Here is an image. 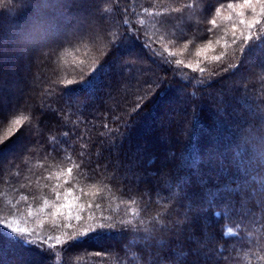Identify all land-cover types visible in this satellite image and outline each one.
Returning a JSON list of instances; mask_svg holds the SVG:
<instances>
[{"label":"trees","instance_id":"16d2710c","mask_svg":"<svg viewBox=\"0 0 264 264\" xmlns=\"http://www.w3.org/2000/svg\"><path fill=\"white\" fill-rule=\"evenodd\" d=\"M243 5L0 0V223L34 229L0 224V264H264V7ZM65 201L111 227L57 245Z\"/></svg>","mask_w":264,"mask_h":264},{"label":"snow or ice","instance_id":"6c2138e0","mask_svg":"<svg viewBox=\"0 0 264 264\" xmlns=\"http://www.w3.org/2000/svg\"><path fill=\"white\" fill-rule=\"evenodd\" d=\"M258 3L261 4L262 7H264V0H257ZM252 4V0H244V7L250 6ZM229 8H232V5L229 4L228 5ZM214 23V22H213ZM260 21L253 19L252 21H250L249 23H247L246 27L248 29H252L253 26L255 24H259ZM240 24H245L244 20H240ZM242 39L243 45H248L249 41L251 39L250 36L248 35H244L242 37H237L235 35V32H233V36H232V44H236L237 40ZM223 55V53L221 54ZM221 57H214V59L219 60ZM177 63L179 64L180 61H177ZM203 71V69L201 70ZM81 82V81H80ZM71 83V82H69ZM16 123H19V121H16ZM69 172H71V169H69ZM72 190L68 189L65 193L64 196L67 197L69 195H71ZM60 197V193L57 190V198L59 199ZM76 199H79V197H76ZM47 203V202H46ZM97 207H99V205H96ZM53 207L55 208V211H53L51 213V216L53 219H55L57 217V215L59 214V216L62 218L63 221H66L62 224L60 223H56L54 224V227H62L64 229H67L69 231H65L63 233L65 239L62 241L59 237L56 238V242L57 245L59 244H64L65 247H69L71 245V243H73L74 241L83 238L84 236H87L88 234H90L91 232L96 231L97 229H106V228H110L111 225L108 224L107 222V218L104 219L103 222H95L94 220H92L91 217L84 219L82 218V216L80 215V213H82L84 211V208L82 205H74V204H70L67 201H65L62 204H55L53 205ZM68 209L67 212H62L61 209ZM73 212H75L76 214L73 215ZM217 215H219L217 213ZM28 216L31 217L32 216V212L29 211ZM76 221V224L71 223V221ZM7 227L11 229V232L13 233H18V234H28V230L26 228H22V227H14L12 223L7 224ZM30 243V241H28Z\"/></svg>","mask_w":264,"mask_h":264},{"label":"rangeland","instance_id":"374dc122","mask_svg":"<svg viewBox=\"0 0 264 264\" xmlns=\"http://www.w3.org/2000/svg\"><path fill=\"white\" fill-rule=\"evenodd\" d=\"M236 10L240 11L241 10V6H237ZM140 22L142 23V20H140ZM160 39H165V38L163 37V38H160ZM9 223H12L14 227L18 226V227L26 228L28 230L29 234L33 233V231H34V229L32 227H27L24 223H20V222L16 221L14 218L8 219L7 221H5L3 223H0V224L4 225L6 228H8L7 224H9ZM8 229L11 231L10 228H8ZM16 234H18V233H14V235H16Z\"/></svg>","mask_w":264,"mask_h":264},{"label":"clouds","instance_id":"9594fccd","mask_svg":"<svg viewBox=\"0 0 264 264\" xmlns=\"http://www.w3.org/2000/svg\"><path fill=\"white\" fill-rule=\"evenodd\" d=\"M245 135H247V130H245V132L242 133V135H241V139H243Z\"/></svg>","mask_w":264,"mask_h":264}]
</instances>
